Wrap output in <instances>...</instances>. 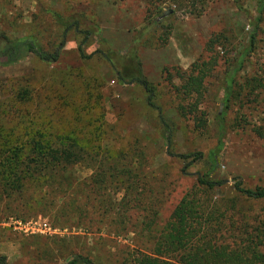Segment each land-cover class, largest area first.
I'll list each match as a JSON object with an SVG mask.
<instances>
[{"label": "rangeland", "instance_id": "rangeland-1", "mask_svg": "<svg viewBox=\"0 0 264 264\" xmlns=\"http://www.w3.org/2000/svg\"><path fill=\"white\" fill-rule=\"evenodd\" d=\"M238 2L258 21L254 46L234 80L239 84L256 79L259 86L253 92L241 90L237 100L226 103L222 78L232 50L216 47L208 53L204 45L217 33L230 40L245 39L248 19L233 0H0V32L9 38L33 34L47 52L60 41L61 30L42 8L62 16L84 15L98 27L99 35L90 36L82 45L85 55L96 49L120 51L136 39L141 74L170 129L165 146L157 112L146 106L141 87L119 84L108 63L97 56L79 58L80 32L66 33L55 63H42L29 55L17 64L0 65V173L9 161L4 159L10 152L2 140L9 139L10 129L21 135L22 142L35 130L46 139H75L94 159L90 165L72 169L73 183L65 195L53 193L39 203L41 185L27 181L25 196L12 202L0 200V256L6 264H67L75 257L92 264H121L130 255L150 253L151 244L140 225L145 214L140 209L126 212L127 230L108 227L112 217L124 215L121 209L115 214L103 207L109 197L118 202L122 194L120 186H115L117 180L113 184L105 178L106 168L135 161L144 180L133 193L141 190V197L153 201L158 215L151 231L157 230L194 184V174L210 168L208 156L215 150L220 123L223 145L216 152L211 175L227 184L212 192L211 198L225 205L233 196L231 186L236 179L246 189L264 186V139L252 132L254 127L264 128V3L258 15L257 0ZM153 20L157 23L151 24ZM213 56H217L216 63L203 81L197 104L204 126L196 129L191 117L179 110L192 100L176 91L181 83L177 73L185 74L191 64ZM27 149L24 146L20 154ZM194 153L201 159L184 168L185 162L177 155ZM98 160L103 161L104 177ZM100 180L105 187L96 191ZM1 183L0 176V187ZM85 190H89L90 205L85 217L57 221L63 199L71 194L81 204ZM236 205L246 218L264 215V202L247 204L240 198Z\"/></svg>", "mask_w": 264, "mask_h": 264}, {"label": "trees", "instance_id": "trees-1", "mask_svg": "<svg viewBox=\"0 0 264 264\" xmlns=\"http://www.w3.org/2000/svg\"><path fill=\"white\" fill-rule=\"evenodd\" d=\"M235 7L241 11L248 19L249 29L243 41L230 38L222 33H217L208 38L205 43L206 52L210 53L218 47L225 50L229 47L232 51L228 53L225 59L226 68L223 72V91L222 99L224 102L237 100L241 90L253 92L259 84L256 79H246L237 84L235 75L242 68L245 58L250 54L255 43V34L258 18L251 19L248 13L241 7L238 0H233ZM264 0H257V14L263 10ZM42 12L54 22L61 30V39L56 43L50 52L44 51L37 42V37L33 34L24 35L18 38H9L0 32V65L11 66L17 64L29 55L42 63L52 64L57 62L60 51L64 44V37L68 31L80 32L83 38L76 47V52L80 59L87 60L92 56H97L110 66L114 72L116 81L121 85H137L141 87L145 96L146 106L157 112V123L161 128L160 137L165 146L169 143L170 129L163 119L160 111L152 102V91L148 83L143 78L136 56V39L131 44L120 51L101 52L94 50L91 54L85 55L82 45L90 36H98L99 29L84 15L70 14L62 16L59 12L51 9H43ZM153 20L151 24H156ZM81 26V27H80ZM80 27V31H78ZM216 57L213 56L205 62H195L190 65L187 73H177L180 80L176 91L183 98H189L192 101L185 107H179L181 114H187L191 117L193 126L201 129L204 126V120L197 109V104L203 93V81L208 76L211 67L216 63ZM218 140L214 151L208 156L210 168L202 173H195L194 184L186 191L172 208L167 220L157 229L151 231L155 225V218L158 215L153 205V201L141 197L143 192L133 193L137 185H142L143 177L138 174V168L135 161L129 162L117 167L106 168L107 181L120 186L122 192L118 202H112L111 197L103 205L105 212L118 210L123 211L124 216L111 218L108 221V227L116 230H127L130 222L126 214L132 209H140L145 215L140 225L144 231V237L150 242V253H136L130 255L121 264H264V215L256 216L251 219L246 218L243 211L236 205L240 198L245 203L264 202V186H257L253 189L242 187L241 181L236 179L231 186L233 196L226 201L225 205L220 204V200L211 198L212 192L226 186L225 179H214L211 175L215 167L216 152L223 145V124L218 126ZM254 135L264 139V128L254 127ZM9 139H3L4 147L10 152L9 160L0 176L3 180L0 187V200L7 201L18 200L25 196V182L36 184L40 187L41 196L38 202L41 203L45 196L48 198L53 193L65 195L71 188L72 169L80 164L90 165L93 163V157L87 150L81 146L75 139L68 137L54 136L49 139L43 138L40 131H32L29 140L20 141L19 133L12 134L9 130ZM37 137V139L34 138ZM28 146L24 154H20L23 147ZM2 152L4 150L2 149ZM1 152V153H2ZM185 162V167L194 161L201 159L199 153L192 155H177ZM191 157L190 161L187 159ZM99 161L100 175L105 176L102 170L103 161ZM102 170V171H101ZM111 179V180H110ZM162 180V176L160 179ZM101 180L95 184L96 191L101 186ZM112 194H115L111 190ZM84 191V202L78 204L74 196L68 194L64 198L61 207H58L55 218L63 223L68 219H80L85 217L86 208H90L89 198ZM94 192V191H93ZM97 193V192H95ZM110 195V194H109ZM27 204L25 198L23 205ZM104 211V209H103ZM246 212V211H245ZM128 232V231H126ZM143 237V235H142ZM92 264L89 260L82 257H75L67 264ZM0 264H6L5 258L0 256Z\"/></svg>", "mask_w": 264, "mask_h": 264}]
</instances>
